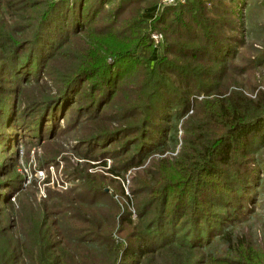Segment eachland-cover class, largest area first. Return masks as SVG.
Listing matches in <instances>:
<instances>
[{
  "label": "trees",
  "instance_id": "1",
  "mask_svg": "<svg viewBox=\"0 0 264 264\" xmlns=\"http://www.w3.org/2000/svg\"><path fill=\"white\" fill-rule=\"evenodd\" d=\"M59 2L66 4L62 17L71 14L77 28L59 34L56 50L63 48L64 53L58 86L69 90L83 79L95 91L110 86L106 100L95 107L98 130L108 136L132 131L144 140L130 141L129 146L138 147L125 148L131 159L122 165L141 169L144 153L164 155L171 149L168 143L174 148L178 139L183 146L176 159L150 164H162L164 173L149 175L156 172L152 167L134 171L130 195L125 194L120 167L107 171L118 185L110 194L98 172L81 178L80 194H74L77 189L48 191L37 202L27 191L0 211V264H264L252 249L251 255L240 250L245 238L234 227L243 220L233 210L234 196L224 181L230 177L226 169H240L234 182L239 189L235 196L241 198L246 185L240 181H256L255 171L247 169L253 155L248 145L255 139L264 144V90L244 89L231 64L235 54L230 52L247 45L241 13L247 3L187 0L156 14L160 0L153 10L146 6L148 0H33L25 8H41L37 17L42 15L39 22L45 23L48 10ZM88 4L91 11L82 27ZM4 24L0 47L7 42L13 50L7 55L0 48V73L8 69L7 61L24 77L28 56L23 57L27 66L22 72L16 70L22 46L38 44L41 29L37 25L32 39L14 42L10 22ZM152 34L161 36L157 46ZM256 55L263 65L264 53ZM59 116V111L52 114L54 120ZM238 155L247 158L244 165ZM229 210L237 217L232 225L226 224Z\"/></svg>",
  "mask_w": 264,
  "mask_h": 264
},
{
  "label": "rangeland",
  "instance_id": "2",
  "mask_svg": "<svg viewBox=\"0 0 264 264\" xmlns=\"http://www.w3.org/2000/svg\"><path fill=\"white\" fill-rule=\"evenodd\" d=\"M8 1L0 0V27L5 26L4 22H10V30H13L12 35L9 34L10 39L14 42L20 41L24 36L32 39L37 25H39L38 29H41L42 39L36 45L22 46L23 50L18 64L20 66L17 65L15 68L22 72L21 70L27 66L23 57L28 56L26 60L30 66L25 70L26 76L23 74L24 77H20L14 73L7 61L5 64L8 69L4 75L0 73V211H7L10 207L9 203H15L27 191L32 195L34 193L37 202L43 201L48 191L61 193L77 189L73 192L78 194L80 185L83 183L81 178L97 172L105 181L104 190L109 194L113 193L118 187L114 183L116 178L107 173L113 167H120L119 172L125 178L122 184L125 194L130 195L129 189L132 186L131 177L134 171L151 168V163L162 159H176L183 146L181 139H178L179 143L174 148L169 142L168 148L171 149L165 150L164 155L144 153L145 161L141 169L132 167V164L122 165L124 161L128 162L131 159L129 154H125L127 151L125 148L138 147L135 146L138 143L129 146L130 141L144 140L139 137L138 133L135 134L132 131L122 130L119 134L108 136L98 130L99 121L94 120L95 107L98 101L101 105L106 100L105 91L111 89L110 86L100 85L95 91L91 82L83 83L85 79L69 90L61 87L62 84L58 86L60 74L57 73V69L63 64L61 61L62 53H64L63 48L56 50L57 44L61 41L59 34L65 36L77 28L71 24V14L65 18L62 17V9L66 4L59 2L56 7H51L47 12L49 20L40 23L42 15L37 17V13L43 14L41 8L38 10L25 8L33 0H13L7 8L6 2ZM242 1L248 6L246 10L241 11L243 23L246 24L244 29L247 34L244 35V41L247 45L244 49L237 51L233 49L230 52L232 55L235 54V61L231 64L237 67L235 74L240 75L241 78L236 77V79L245 85L244 89L250 86L251 91L256 86L264 90V57L261 58L263 64L261 65L259 55H256L258 52L264 53V33H261L264 29H259L264 24V7L257 4L259 0ZM158 2L159 0H148L146 6L153 10L152 6ZM83 10L82 24H80L82 27L85 26V14L91 11L89 4ZM236 13L238 14L239 10H236ZM31 17L33 21L29 20ZM234 35L235 37L240 36L239 34ZM0 48L7 55L13 50L7 42L1 44ZM254 65L260 66L255 67ZM232 72L231 69V75ZM108 80H113V78ZM203 97H199L200 100H203ZM93 99L94 107L91 104ZM90 107L91 110H89ZM58 111L60 116L54 120L52 114ZM180 125L177 130L180 129ZM179 136L182 137L183 132H179ZM193 141L194 139L190 143ZM141 150L145 152L146 149L142 147ZM248 150L252 151L253 155L248 156L247 164L250 165L247 169L255 171L253 177L256 181L253 183L246 180L240 181L241 184L246 185L242 189L244 193L241 198L239 195L235 196L239 189L236 187L238 182H234L240 169H226L230 177L224 181L228 182L227 190L230 196H234L236 206L233 210L243 220L241 223L237 222L234 227L238 231L237 234L240 232L245 238L242 243L245 249L240 250L251 255L249 249H252L264 259V144L255 139L248 145ZM133 155L134 162H137L139 157H135V151ZM237 158L242 165L245 164L244 161H247V158L241 155ZM103 163L106 165L104 168L101 167ZM213 167L215 168V165ZM152 168L156 172H151L149 175L155 176L158 175L157 172L164 173L165 169L162 164ZM159 174L162 176L161 173ZM230 213L232 210L228 211L225 218L231 220L226 224L232 225L237 217L229 215ZM1 215H3L2 212H0ZM131 215V218L135 217L134 211ZM10 216L8 214L7 224H9ZM50 217V220H55L57 215Z\"/></svg>",
  "mask_w": 264,
  "mask_h": 264
},
{
  "label": "built area",
  "instance_id": "3",
  "mask_svg": "<svg viewBox=\"0 0 264 264\" xmlns=\"http://www.w3.org/2000/svg\"><path fill=\"white\" fill-rule=\"evenodd\" d=\"M187 0H160L159 4L157 5L155 14L157 12H161V10L165 9L166 7H174L177 5L184 4ZM151 39L153 40L155 46L158 45V42L161 40V36L158 34H152Z\"/></svg>",
  "mask_w": 264,
  "mask_h": 264
},
{
  "label": "crops",
  "instance_id": "4",
  "mask_svg": "<svg viewBox=\"0 0 264 264\" xmlns=\"http://www.w3.org/2000/svg\"><path fill=\"white\" fill-rule=\"evenodd\" d=\"M263 1H264V0H259L257 4H259V6H260V5H262V2H263ZM257 6H258V5H257ZM261 7H262V6H261ZM263 7H264V6H263Z\"/></svg>",
  "mask_w": 264,
  "mask_h": 264
}]
</instances>
